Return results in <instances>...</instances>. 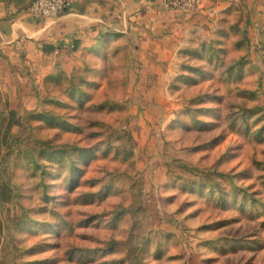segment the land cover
Returning <instances> with one entry per match:
<instances>
[{
	"label": "rangeland",
	"instance_id": "rangeland-1",
	"mask_svg": "<svg viewBox=\"0 0 264 264\" xmlns=\"http://www.w3.org/2000/svg\"><path fill=\"white\" fill-rule=\"evenodd\" d=\"M242 4L226 16L229 35L214 41L215 31L202 59L180 55L173 79L143 78L130 39L103 63L89 53L73 84L39 89L32 80L14 103L0 79V264H264V206L222 207L206 191L224 186L230 199L236 182L264 200L255 133L264 122V0ZM208 56L242 57L244 74L234 83L219 72L182 78ZM75 84L87 92L84 107ZM236 85L259 108L249 133L226 109L242 103ZM210 92L220 99L205 100ZM196 95L205 103L191 105ZM201 106L211 109L191 118Z\"/></svg>",
	"mask_w": 264,
	"mask_h": 264
},
{
	"label": "crops",
	"instance_id": "crops-1",
	"mask_svg": "<svg viewBox=\"0 0 264 264\" xmlns=\"http://www.w3.org/2000/svg\"><path fill=\"white\" fill-rule=\"evenodd\" d=\"M30 1L0 0V79L13 103L19 91L28 94L32 80L41 89L48 75L70 74L87 48L115 33L131 40L143 78L173 79L182 51L196 40L210 41L243 2L205 0L187 17L159 0H77L65 15L50 19L30 13Z\"/></svg>",
	"mask_w": 264,
	"mask_h": 264
},
{
	"label": "trees",
	"instance_id": "trees-1",
	"mask_svg": "<svg viewBox=\"0 0 264 264\" xmlns=\"http://www.w3.org/2000/svg\"><path fill=\"white\" fill-rule=\"evenodd\" d=\"M228 18L224 17L221 20L220 26L217 30L216 33V38L214 41H222V38L227 37L228 31L225 28V24L228 23ZM233 26H230V29ZM124 40H128V38L126 36H124L123 34L120 33H115L114 35H106L105 37H103L95 46L93 47H89L87 48L84 53H83V57H82V65L80 67H76L77 69L73 70L70 74H67L64 71H59L56 73H53L51 75H48L45 79H44V84L45 87H50L51 82H56L58 80L59 85L62 86V82L63 80H68V82L72 83L74 80V76L81 71H85L86 70V64L90 61L88 59V55L89 53H92L94 55L93 61H95V63H99L100 61L103 63L104 61H108L109 55H110V51L113 48H119L122 45V42ZM200 48H198L197 46H195V43H192L190 46H188L187 48H185L182 51V56L183 59L185 58V56L191 52H195L194 54L202 59V56L200 54L201 50H203L204 48H214L216 43H210V45L208 43H206L205 41H201L200 42ZM208 44V45H206ZM199 45V44H198ZM216 51H221L220 48H215ZM189 59V58H188ZM202 62V66L201 68H194L193 66H188L190 70H195L196 71V75H188V74H181L182 78L184 79H192L193 81L196 82V76H201V77H207V76H213V73L215 72H219V77L224 78V80L226 81H230L232 83H234V79L235 78H240L242 77V75L244 74V68H245V64L243 62L242 57L238 58V59H231L229 62H226L225 60L223 61L221 58H213L212 56H208V58L205 61H199ZM205 64V65H204ZM188 65V64H187ZM187 65H185V67H187ZM261 75V74H260ZM73 84V83H72ZM92 84V83H91ZM89 85V84H87ZM71 87H75V91H71V89H67L66 92L71 91L72 93L75 94V98L77 99L78 102V106L80 107H84L85 104V100L87 99V92H85L83 89L78 88L77 84H75L74 86L70 85ZM236 88L238 90V92L242 93L243 98L242 103L240 104V102H235V100H230L231 102L229 104H227L226 109H228L231 115V120L230 123H235L237 122V119H243L245 120L244 123V127L246 128V132L249 133L251 130V119L252 116L257 115L259 113V108L258 110L256 108L253 107H249L246 103V100L250 94V91L243 89L242 87H240L239 85H236ZM216 93V92H213ZM207 93L203 96V98L205 100H210L212 102H215V99H220L219 96H214V94ZM200 95H196L193 97V99L190 101L191 105H197L199 103H205V102H201L199 101ZM234 101V102H233ZM236 101H240L238 98ZM210 110L211 108L208 107H197V108H192L189 111V114L191 115V118H193L195 116V114H199L201 112H204L205 110ZM187 110V109H186ZM13 113V115L15 116L16 112H11ZM213 114V111H212ZM240 117V118H238ZM220 117L217 116V120ZM247 118V119H246ZM64 120H67V118H64ZM224 120V118H223ZM181 121V120H179ZM262 121L256 122V124L261 123ZM17 124V121L15 122ZM72 123V122H69ZM210 123V122H208ZM72 126H77V124L72 123ZM181 124L183 125V128L186 130H191L194 127H196L197 122L193 121L192 124L190 123H186L185 121H181ZM201 129V128H200ZM231 130V129H230ZM264 122L259 126V128H257L255 130V133L258 134L259 137L263 136L261 139H264ZM219 136L215 137L212 141H215L218 139ZM205 143H210L209 141L205 142ZM215 145L212 144V146ZM226 173L221 172V175H225ZM233 183L231 188L233 189L229 196L230 199L227 197H223V195L227 196V191L225 190L224 186H219V187H208V189L206 190L208 195V199L209 200H216V198L219 199V205L222 207H229V205L235 204L236 206H240L241 208L244 209V207H248V205L252 204L255 206H259L262 204L264 206V200L262 198V195L260 196L259 192L254 190L253 188H251V185H244V184H239L236 182H231ZM236 183V184H234ZM218 186V185H216ZM240 186V187H238ZM186 186L183 185V191H186ZM204 195V194H203ZM264 224V220L262 222Z\"/></svg>",
	"mask_w": 264,
	"mask_h": 264
},
{
	"label": "built area",
	"instance_id": "built-area-1",
	"mask_svg": "<svg viewBox=\"0 0 264 264\" xmlns=\"http://www.w3.org/2000/svg\"><path fill=\"white\" fill-rule=\"evenodd\" d=\"M77 0H31L29 12L40 18L55 19L65 15L72 3ZM169 9L180 11L187 17H192L203 9L205 0H159Z\"/></svg>",
	"mask_w": 264,
	"mask_h": 264
}]
</instances>
